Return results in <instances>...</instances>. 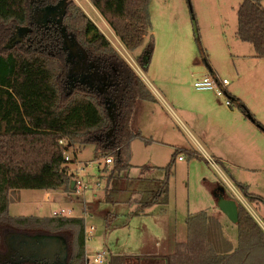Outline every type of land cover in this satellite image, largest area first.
Listing matches in <instances>:
<instances>
[{"label": "trees", "instance_id": "trees-1", "mask_svg": "<svg viewBox=\"0 0 264 264\" xmlns=\"http://www.w3.org/2000/svg\"><path fill=\"white\" fill-rule=\"evenodd\" d=\"M60 1L0 0V227L4 230L5 246V238L13 233L56 236L65 246L62 264H85L82 217L11 216L9 191L47 192L61 188L71 192L72 178L63 153L74 144L93 145L96 156L108 153L114 156L105 201L136 205L139 213L167 202L168 180L173 175L176 156L183 150L174 149L165 166L144 164L137 177L125 174L132 166L125 149L131 140H143L136 125L138 101L155 98L74 1L65 2L62 26L85 49V70L70 72L60 26L47 30L33 27L26 42L10 41L19 28L32 26L35 9L54 6ZM262 1L243 0L236 11V36L242 42L251 43L258 58H264ZM90 2L128 51L141 49L136 60L146 70L153 49L150 0ZM195 35L199 52L204 56L197 31ZM239 106L256 122L244 104ZM108 107L113 121L107 114ZM60 139H65L67 145L59 144ZM220 188L223 186L219 185ZM243 193L254 201L244 189ZM223 196L230 198L225 192ZM237 209V246L224 238L216 217L201 211L186 218V240L174 242L171 253L142 257L109 254L104 264H264V231L239 203ZM70 228L73 236L69 245L64 232ZM0 264L46 263L17 257L6 246L0 252Z\"/></svg>", "mask_w": 264, "mask_h": 264}, {"label": "rangeland", "instance_id": "rangeland-1", "mask_svg": "<svg viewBox=\"0 0 264 264\" xmlns=\"http://www.w3.org/2000/svg\"><path fill=\"white\" fill-rule=\"evenodd\" d=\"M72 1L93 21L116 52L135 69L153 94L155 87L157 92L166 95L170 92V87L177 83L183 84L189 95L199 92L193 87V80L200 77L198 73L203 67L208 70L209 65L220 78L228 80L229 87H237L242 93L254 91L251 82H260L264 77V59H258V63L254 65L255 61L250 60L256 58L252 44L242 42L236 36V11L243 0H150L148 12L153 49L146 70L136 60L141 49L128 51L90 0ZM261 3L264 6V1ZM195 31L204 56L199 52ZM238 73L241 76L239 79L236 77ZM260 87L264 92V83ZM175 94L171 93L170 97ZM218 100L222 106L237 110L236 104L229 107L224 103V98ZM107 114L110 116L112 110H107ZM261 117L264 119V115ZM207 123L208 119L204 121V125ZM155 124L158 122L149 120V113L142 110L139 117L140 129L155 135L158 128ZM170 140L173 142H168L169 144L153 140L147 143L140 139L131 140L125 153L132 166L125 174L137 177L140 166L144 164L165 166L174 150L171 145L184 141L179 134H171ZM262 140L257 142L256 150L255 145L250 143L226 147L229 152L228 162L223 165L217 162L212 164L205 155L204 158H196L178 153L177 156L181 155L182 159L178 160L176 156L173 175L168 180L167 202L145 208L139 213L136 205L108 203L104 199L107 177L114 162L103 165L102 160L107 156L114 158L112 153L96 156L93 145L74 144L66 150L73 160L68 163L70 174L78 161L101 162H93L83 168L82 174L88 189L79 195L61 188L47 191L51 194L46 195V199L44 190L9 191L8 214L44 217L61 207L70 209V217L83 218L85 236L88 233L85 237V264L86 259L91 262L97 252L104 250L106 258L109 254L139 257L162 255L173 251L174 242L186 240L185 219L188 215L201 211L220 218L233 236L235 225L219 209L214 197L219 183L224 186L225 194H229L237 205L239 203L248 210L264 231V138ZM181 145L183 144L176 146ZM82 148L84 149L77 159L73 157V152L78 153ZM240 184L246 186V191L261 196L263 201L257 202L259 204L250 201L245 197ZM237 192L241 200L234 194ZM64 234L70 245L73 230L70 228ZM4 235L1 226L0 252L6 249Z\"/></svg>", "mask_w": 264, "mask_h": 264}, {"label": "crops", "instance_id": "crops-1", "mask_svg": "<svg viewBox=\"0 0 264 264\" xmlns=\"http://www.w3.org/2000/svg\"><path fill=\"white\" fill-rule=\"evenodd\" d=\"M258 59L264 58H250V60L255 61L254 65L258 63ZM208 70L203 67L198 75L201 76L206 73L217 75V72L211 67V65H209ZM236 77L237 79L241 78L239 73ZM255 81L258 82L259 80ZM257 82H251L253 83L252 88L255 89V93H252L254 91L242 93L237 87H229L230 84L227 85V95L232 99L233 104H236L237 110L228 109L222 106L218 98L208 90H197L199 92H195L194 94L191 93L189 95L186 93L183 84L177 83L172 85L170 87V92L165 95L164 93L157 92L154 87V94L152 93L155 98L154 101H138L136 116L137 128L140 130L141 135L143 136V141L146 143L153 140L169 144L168 142H173L170 140V135L179 134L180 137L183 136L184 141L183 143H175V145H171L174 149H181L183 152L180 153L184 154L189 152L192 155L193 153L191 157L196 158H204L203 155H205L208 159L223 165L225 162H228L227 154H229V152L226 147H229L232 144L243 145L244 143H250L255 145L254 149L256 150L257 142L263 141L264 130L262 128H264V119L261 116L264 115V92L261 90L260 85L264 83V77L261 78L260 82ZM146 86L148 87L147 84ZM171 93L176 94L174 97H170ZM240 104L245 105L250 115L262 126V128L253 119L247 117L246 114L241 111ZM142 110L149 113V120L154 119L158 122V124H155L156 127H158L156 128L155 135H152L151 133L147 134L143 129H140L139 117ZM206 119H208V123L204 125ZM142 130L147 135H144ZM179 144L183 145L176 146ZM84 148L79 150L78 153L76 151L73 152V157L77 159V156L82 153ZM216 187L218 191L219 183H217ZM240 187L246 191L245 185L240 184ZM246 192L251 197L255 198L252 202L257 203L263 201L261 196L249 192L248 190ZM49 193L50 192H46L44 194L45 199L46 195ZM217 219L222 226L224 238L231 242L233 246H237L238 234L236 224H234L236 229L232 236L229 229H227L226 223L220 220V218Z\"/></svg>", "mask_w": 264, "mask_h": 264}, {"label": "water", "instance_id": "water-1", "mask_svg": "<svg viewBox=\"0 0 264 264\" xmlns=\"http://www.w3.org/2000/svg\"><path fill=\"white\" fill-rule=\"evenodd\" d=\"M66 0H61L58 4L50 7H46L44 16L48 13L55 15L58 12L57 24L60 26V31L64 38V43L69 44L70 53L69 56L77 57L78 61L75 66H72L70 72L77 70L80 60H85L87 54L84 48L75 40L72 35H68L66 28L62 26V15L64 13ZM60 10H56L59 8ZM27 30L28 28H21ZM24 32L19 33L13 39V42H18V39ZM88 82L87 80H83ZM110 108L108 107V110ZM110 119L113 121V114L110 115ZM70 188H73V181L70 183ZM223 188H220L219 194H214L217 198L216 203L219 209L228 217V219L237 224L238 222V209L237 202L232 198H225L223 196ZM5 243L10 254H15L17 257H30L33 260L44 261L46 264H62L64 243L56 236H27L21 234H10L5 238ZM26 250V251H25ZM58 261V262H57Z\"/></svg>", "mask_w": 264, "mask_h": 264}, {"label": "built area", "instance_id": "built-area-1", "mask_svg": "<svg viewBox=\"0 0 264 264\" xmlns=\"http://www.w3.org/2000/svg\"><path fill=\"white\" fill-rule=\"evenodd\" d=\"M228 84L229 82L226 78H220L219 76L214 75L212 73L203 74L200 77H197L193 80V87L196 90L212 91L216 97L224 98V103L226 104V106L230 107L233 105V101L227 95L226 88ZM59 144H63L64 146H66L67 142L65 139H60ZM63 156H64L65 162H68V163L73 162V160L68 156L66 150L64 151ZM178 159H182V156H178ZM102 161H103V165H108L114 162V158L112 156H107ZM209 161L212 164H214L213 160L209 159ZM93 162H96L97 164L101 163L99 160H96V161L88 160L85 162L78 161L77 165L75 163V168L71 172V178L73 181L72 191L76 195H79L88 189V184L85 182L82 171H83L84 166L91 165ZM234 194L241 200V197L238 195V192ZM51 215L52 216H70L71 210L61 207L58 210H53ZM87 235L85 237H87ZM106 254L107 253L105 250L102 252H97V254L93 257L92 261L90 262L88 259H86V263L87 264H104L107 260Z\"/></svg>", "mask_w": 264, "mask_h": 264}, {"label": "flooded vegetation", "instance_id": "flooded-vegetation-1", "mask_svg": "<svg viewBox=\"0 0 264 264\" xmlns=\"http://www.w3.org/2000/svg\"><path fill=\"white\" fill-rule=\"evenodd\" d=\"M46 7H50V5H46L44 7H41V8H38V9H35L34 10V12L32 14V21H31L32 22V26L28 27L27 30L24 31L21 28L18 29V31L15 34V36L18 35L21 32H24L21 35V37L18 39V42L20 40L23 41V42H26L28 40V38H27L28 34H31L34 31L33 27H36L35 29H45V30H47L51 26H59L57 24L58 12L54 16L51 15L50 13H48L46 16H44L43 13H44ZM56 10H60V7L59 8H56ZM68 35H70V34H68ZM11 42H13V40H11ZM62 44H63L64 50L66 52L67 62H69L72 66H75L76 65V62L78 61V59H77V57H72V56L70 57L69 56V53H70L69 44H65L64 43L63 36H62ZM86 63H87V58L85 60H82L81 59L80 62H79V65L77 66V70H74V72H77L78 73L80 70L81 71L85 70V64Z\"/></svg>", "mask_w": 264, "mask_h": 264}]
</instances>
